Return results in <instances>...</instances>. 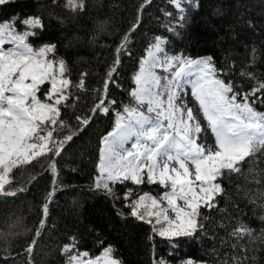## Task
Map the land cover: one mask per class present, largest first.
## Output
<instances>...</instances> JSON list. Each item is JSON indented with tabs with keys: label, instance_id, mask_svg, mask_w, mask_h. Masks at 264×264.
<instances>
[{
	"label": "trees",
	"instance_id": "1",
	"mask_svg": "<svg viewBox=\"0 0 264 264\" xmlns=\"http://www.w3.org/2000/svg\"><path fill=\"white\" fill-rule=\"evenodd\" d=\"M76 3L82 7L77 9ZM143 4L145 0H16L0 7V20L16 14L40 19L42 27L25 41L34 50L54 45L47 55L63 63V76L69 81L65 94L71 97L57 117L66 127L54 139L75 137L59 156L46 149L43 155L11 166L6 178L11 183L0 189V264H68L69 255L77 251L93 258L106 246H112L122 264H180L188 258L220 264L228 256L238 255L219 243L228 239L237 222L251 227L257 237L264 232V146L258 145L239 165L240 173L218 178L224 191L213 201L217 207L199 209L198 220L206 233L191 238L177 237L170 242L157 233L154 219L149 223L131 215V204L142 193L159 199L166 190L161 185L116 183L111 186L115 198L95 189L101 138L111 130L114 116L96 115L83 131L75 116L89 114L97 97L103 95L102 81L113 67L119 87L110 85L108 97L118 103L131 102L129 90L134 86L138 58L145 55L154 36L167 38L169 55L213 57L216 67L227 73L220 78L237 85V91L248 92L256 81L264 80V0H199L198 10L185 5L186 22L174 33L165 30L179 15L169 0H151L141 7ZM166 12L172 15L166 16ZM125 36L129 37L127 49L117 52ZM251 47L258 53L254 63L248 59ZM117 59L118 65L114 64ZM225 59L233 65L230 70ZM242 71L254 73L256 79L242 77ZM46 91L45 84L39 92L41 99ZM253 107L264 112V104ZM8 192L16 195H6ZM45 203L46 215L42 213ZM212 235L217 239L208 238ZM73 241L74 252L65 253L64 246ZM262 246L264 240L249 245L256 248L257 264H264Z\"/></svg>",
	"mask_w": 264,
	"mask_h": 264
},
{
	"label": "snow or ice",
	"instance_id": "2",
	"mask_svg": "<svg viewBox=\"0 0 264 264\" xmlns=\"http://www.w3.org/2000/svg\"><path fill=\"white\" fill-rule=\"evenodd\" d=\"M15 2L0 0V7ZM70 2L75 3V0ZM150 2L145 0L141 7ZM169 3L179 15L174 24L166 26L168 32L174 33L177 28H183L186 22L185 5L193 10L199 9V0H169ZM75 6L79 9L82 4L76 3ZM165 15L171 16L172 13L166 12ZM138 24L139 16L133 31ZM41 27L40 19L31 15L21 18L16 14L0 20V189L4 188L6 182L11 183L6 181L5 174H11V166L17 161L26 163L29 156L43 155L44 149L59 156L66 143L75 138L68 135L66 140L54 139L59 130L66 127L57 117L60 116L61 107L68 106L71 97L65 94L69 81L57 80L52 70L53 64L40 59L54 45L34 51L25 42L29 36H35V30ZM29 28L33 31H27ZM128 41L129 37L125 36L117 52L125 51ZM6 42L15 43L16 50H5L3 45ZM167 43L166 37L154 36L145 55L138 58V70L133 74L134 86L129 90L130 103H118L107 95L110 85L119 87L115 78L117 70L113 67L102 81L100 92L103 95L97 97L98 102L89 114L83 117L76 115L75 120L78 126H84L83 131L96 115L114 116L111 130L101 138L98 166L101 178L94 183L95 189L113 195L111 186L125 181L170 188L171 191H165L160 199L167 201L168 207L175 212V219L165 215L168 227H161L159 235L171 242L173 238H191L206 233L204 224L198 220L199 209L201 206L209 209L217 207L213 201L224 191L221 183L217 182L218 178L240 173L239 165L257 151L258 145L264 146V113L253 107L256 103L264 104V80L256 81L248 92L237 91V85L220 78L227 73L224 68L216 67L213 57L169 55ZM257 54L255 47L249 49L248 59L251 63L255 62ZM119 62L117 59L114 64L118 65ZM225 65L229 70L233 67L227 59ZM157 70L163 75L158 74ZM59 71L64 73L63 63ZM240 75L256 79L252 72L242 71ZM45 83L49 84L48 91L44 93V100L48 102H42L37 95ZM189 88L202 109L209 130L214 134L215 150L212 146L206 148L198 144L194 134H199L202 129L199 123L194 127L188 123L194 120L193 110L186 106L182 96L187 94ZM130 142H133L131 147H127ZM189 164L194 166V172ZM130 192V189L125 192L124 199L127 200ZM6 195L16 193L8 192ZM148 198L149 194L146 193L140 196L139 203L131 204L132 216L144 220L145 214H163V209L145 213L138 210L140 207L147 208L142 202ZM177 200H182L184 206L178 205ZM157 204L158 200L151 198L152 207L155 208ZM47 212L45 203L42 213L46 215ZM261 219L264 220V217ZM44 222L41 219L40 223ZM148 222L151 223V220ZM157 223H160L159 219ZM208 238L217 239L215 235ZM261 240H264V232L257 237L251 227L237 222V226L228 232V239H221L219 243L235 250L238 255L228 256L220 264H257L254 255L256 248L249 245ZM74 250V241L64 246L65 253ZM215 250L214 247L213 252ZM30 251L31 248L27 249L26 254ZM113 253L112 246H106L101 256L93 259L96 264H101V260H104V264H122ZM88 256L87 252L77 251L69 255L68 264H92V260L82 259ZM182 264L199 262L188 258Z\"/></svg>",
	"mask_w": 264,
	"mask_h": 264
},
{
	"label": "rangeland",
	"instance_id": "3",
	"mask_svg": "<svg viewBox=\"0 0 264 264\" xmlns=\"http://www.w3.org/2000/svg\"><path fill=\"white\" fill-rule=\"evenodd\" d=\"M3 47H4L5 50H7L8 48H12L14 51L16 50V44L15 43H7L6 42L3 45ZM38 50H34V51H38ZM40 59H42L43 61H47V62H50V63L53 64V69L52 70L56 73L57 80L66 79L63 76V74H61L60 71H59L60 62H54L52 59H50L48 57L47 53H46V55L43 58H40ZM157 72H158V74L163 75V73L160 70H157ZM26 82H30V81H26ZM45 84L47 85V91H48L49 84L48 83H45ZM42 86L43 85H41V87ZM186 91H187V94L182 96V99L186 102V106L193 110V116H194V120L193 121H189L188 123L190 124V126H193V127L195 126L196 123H199V126L202 129V131L199 134H194L195 138H196V142L198 144H203L206 148L209 147V146H212L213 150H215L216 144H215L214 134L209 130L208 122H207L206 118L203 115L202 109L199 107L198 102L193 98V96L191 94V89L189 88ZM37 95H38V98L41 99L39 92L37 93ZM41 101L42 102H48V101H45L44 99H41ZM177 103H179V101ZM258 112H260V111H258ZM262 113H264V112H262ZM186 118L187 117H186V113H185L184 114V119H186ZM31 142L32 141H29V143H31ZM131 143H133V142H130L127 145V147H131ZM45 150L46 149H44L43 151H45ZM37 151H40V150L38 149ZM32 157H34V156H29L28 160L31 159ZM13 159H15V157H13ZM17 162H20V161H17ZM99 164H100V162H99ZM189 167L194 172V166L189 164ZM5 177L7 178V174H5ZM100 178L101 177H100V174H99V167H98V175H97L96 181H98ZM166 191L170 192L171 189L168 188ZM144 194H146V193H142L140 196H143ZM147 194H149V198L142 202L144 205H147V208L145 209V207H140L138 210L141 213H145V212H160L162 209L164 210L163 214L160 215V216H155V215L148 216V215L145 214V218L147 220L154 219L157 222V219H159L160 223H158V226L156 227L157 228L156 231L159 234V230L161 229V227H168V224H167V222L164 219L165 215L169 219H175V212L168 207L166 200H163V199H160V198L158 199V198L154 197L150 193H147ZM162 194H161V196H162ZM140 196L138 197V199L136 201L137 203H139ZM151 198H156L158 200V204H157V206L155 208H153L152 205H151ZM176 203L178 205H180L181 207L184 206V203H183L182 200H177ZM101 254H102V252L96 257H99ZM82 259L85 260V261L86 260H92V264H96V261L93 258L82 257ZM105 259H107V258H105ZM101 264H104V260H101ZM158 264H161V263H158Z\"/></svg>",
	"mask_w": 264,
	"mask_h": 264
},
{
	"label": "bare ground",
	"instance_id": "4",
	"mask_svg": "<svg viewBox=\"0 0 264 264\" xmlns=\"http://www.w3.org/2000/svg\"><path fill=\"white\" fill-rule=\"evenodd\" d=\"M100 256H101V255H100ZM100 256H99V257H100Z\"/></svg>",
	"mask_w": 264,
	"mask_h": 264
}]
</instances>
